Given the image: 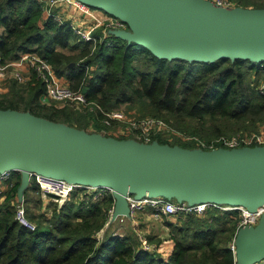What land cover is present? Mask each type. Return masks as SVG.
<instances>
[{
  "label": "trees",
  "instance_id": "trees-1",
  "mask_svg": "<svg viewBox=\"0 0 264 264\" xmlns=\"http://www.w3.org/2000/svg\"><path fill=\"white\" fill-rule=\"evenodd\" d=\"M238 1L241 6L248 2ZM74 41L69 23L46 16L36 0H0L2 60L35 52L59 77L69 80V87H85L86 99L104 111L129 103L137 107L140 117H163L179 130L205 140L255 131L264 125V94L256 88L264 79V60L169 59L125 40L113 46L98 43L92 52L91 43H85L77 60L59 50L78 46ZM29 77L24 83L10 79L8 91L0 94V109L30 110L77 128L85 129L92 123L96 128L101 123L109 126L97 107L90 110L41 103L44 84L34 72ZM179 143L194 147L191 142ZM9 182L8 195L0 204V264H235L229 243L237 231L238 210L210 208L202 213L176 214L165 221L170 232L168 247L161 251L158 234H146L143 243L126 219L121 223L127 225L111 223L101 239L96 236L108 220L111 195L85 201L73 191L61 205L48 203L51 210L46 215L31 210L30 205L37 203L29 192L39 191L31 183L25 190V215L34 223L32 229L16 219L14 202L10 201L22 182L20 172H13ZM37 200L42 199L37 196ZM120 226L125 229L121 235ZM144 244L153 247L148 249Z\"/></svg>",
  "mask_w": 264,
  "mask_h": 264
},
{
  "label": "water",
  "instance_id": "water-1",
  "mask_svg": "<svg viewBox=\"0 0 264 264\" xmlns=\"http://www.w3.org/2000/svg\"><path fill=\"white\" fill-rule=\"evenodd\" d=\"M80 1L121 19L128 28L116 35L158 57L264 60V7L211 0ZM4 170L22 174L19 196L28 186L29 172L111 187L113 217L128 212L127 193L190 203L219 201L250 210L264 205V145L189 150L92 133L16 109H0V172ZM235 245L237 264L264 256V214L256 226L239 229Z\"/></svg>",
  "mask_w": 264,
  "mask_h": 264
},
{
  "label": "built area",
  "instance_id": "built-area-1",
  "mask_svg": "<svg viewBox=\"0 0 264 264\" xmlns=\"http://www.w3.org/2000/svg\"><path fill=\"white\" fill-rule=\"evenodd\" d=\"M46 16L53 18L59 23L67 22L58 9H75L81 21L79 23H71L74 37L91 43V52L95 46L100 43L105 46H113L118 40H122L116 35V31L126 30L127 24L118 17H115L102 9L91 6L80 0H36ZM225 6H235L228 0H211ZM44 84L45 97L63 102L73 108L86 107L90 110L97 107L103 113V122L106 125L114 123H126V129L116 132L120 135L132 137L141 142H151L155 138L162 135H169L175 132L169 122L158 117H135L129 118L124 111L116 108L110 111H104L99 105L91 103L86 99L84 90L81 88L73 89L61 81L56 74L52 65L43 57L35 52H23L15 59L2 60L0 56V79L11 77L19 83L26 82L32 73ZM256 88L264 94V79H261ZM117 130V129H116ZM115 130V131H116ZM178 132V131H177ZM132 133V135H130ZM179 133V132H178ZM112 136V135H110ZM256 145H264V125L255 131H239L232 135H219L211 140L199 139L197 147L205 150L216 148H240L252 147ZM13 171L4 170L0 172V193L2 185L6 184L11 178ZM34 182L39 187L43 197H52L61 205L73 191H78V196L82 200H98L106 195L113 198L112 206L108 215V222L115 220L132 219L136 212L145 208H152L157 213L164 216L176 215L179 213H202L207 209H216L220 212L238 210L240 213L238 228L245 225H254L264 214V205L257 206L254 210H250L243 205H233L221 203L219 201L205 202H188L186 200L167 199L163 196H136L127 193L125 199L128 204L127 213H117L113 217L114 203L116 201L113 195V189L108 186H93L77 182H71L63 178L44 175L37 172L28 173V183ZM15 217L21 223L30 228H34V223L29 221L25 215V191L19 196L16 193L14 200ZM236 235V234H235ZM235 259V236L229 243ZM252 264H264V256Z\"/></svg>",
  "mask_w": 264,
  "mask_h": 264
},
{
  "label": "rangeland",
  "instance_id": "rangeland-1",
  "mask_svg": "<svg viewBox=\"0 0 264 264\" xmlns=\"http://www.w3.org/2000/svg\"><path fill=\"white\" fill-rule=\"evenodd\" d=\"M228 1H230L232 4H235V6H236V4L241 6L239 4L238 0H228ZM254 5L255 6L256 5H264V0H248L246 7H254ZM62 51H64V53L66 55L72 56L74 59H75V56L79 55L78 53H76L77 51L73 52L72 50H68V49H63ZM253 57H255V56H253ZM78 58L79 57H77L76 59L78 60ZM255 58H257V57H255ZM90 69H91V67H88L87 71ZM263 76H264V74H262L261 78ZM10 79H13V78L5 77L4 79H0V94L8 91L9 86H10V82H11ZM253 85L255 86L254 83H253ZM40 102L47 105V106H51V107H55L54 105H56L57 107H63L64 106L63 102L56 101V100L50 99L48 97L41 99ZM117 108L124 111V113H126V116L129 118L140 117V115L137 112V107H135L134 105H131L129 103H121L119 105V107H117ZM27 111L31 113L30 110H27ZM143 117L152 118L153 116L147 115V116H143ZM156 117L164 119L163 117H159V116H156ZM56 120H58V119H56ZM263 124H264V122L261 123V125H263ZM125 125H126V123H114L113 125L106 127V126L102 125V123H101V127L96 128L94 126V124L92 123V125L87 126L85 128V130H87L88 132H92V133H96V132L100 133V130H101L103 132V134H110L112 136H118V134L116 132H119L120 130L129 131V129H126ZM170 125L174 128L175 132H173L169 135H162V137L158 136L162 139L168 140L169 143H167V144H169V145H176V146H179L181 148L194 150L195 146L197 147V141L199 139L200 140L206 139L205 137H200L198 135H191L189 133L183 132V131L179 130L177 127H175L174 125H172L171 123H170ZM71 126H73V124ZM130 135H132V133H130ZM119 138L124 139V138H132V137H125L123 135H120ZM179 141L191 142L192 144H194V147L183 146L179 143ZM32 183H34V182H32ZM35 184L36 183H34V185ZM38 190H39V188H38ZM29 193H30V195H33L32 197H34V199H37V196H39V197H41V199H43V201L45 200V203L47 205V206H44V209H43L45 213H46V209L50 212L51 208L48 207V203H50L51 201L56 203L58 206V202H56L58 200H56L52 197H49V198L43 197L40 190L38 192H29ZM46 201H48V202H46ZM64 202H65V200L62 203H64ZM30 207H31V210L33 213H40V211H43L41 208L37 209V207H39V206L35 205L33 203L30 205ZM109 210L107 213L110 212ZM49 212H48V215H49ZM166 220H170V218L168 216H164V215H162V216L156 215L155 213H153L148 208H145V210L143 209L140 212L139 211L136 212L135 215L132 217V219H126V222L129 223V225L135 229V231H136L135 234L143 241V243H145L144 238H145L146 234H148V233L158 234L157 237H159L162 241L161 247L159 250L162 251V249L165 250L168 247V240L166 238L169 236V232H170V229L165 224ZM115 222H118L120 225L121 224L127 225L126 222L121 223L122 221L118 220V219L115 221H112V222H108V220H107L104 227L97 232L96 236L99 239H101L104 236L105 229L109 226V224L115 223ZM238 222H239V220H238ZM237 228H238V225H237ZM117 229L120 232L119 233L120 235L125 230V229H123V226L117 227ZM144 247L149 249V248H152L153 246L148 245V244H144Z\"/></svg>",
  "mask_w": 264,
  "mask_h": 264
},
{
  "label": "crops",
  "instance_id": "crops-1",
  "mask_svg": "<svg viewBox=\"0 0 264 264\" xmlns=\"http://www.w3.org/2000/svg\"><path fill=\"white\" fill-rule=\"evenodd\" d=\"M58 11H59V13L62 15V17L69 23V22H71V23H79L80 21H81V19H80V17L78 16V14H77V11L75 10V9H58ZM75 38V41H74V43H75V45L77 44L78 46H76V47H74L73 49H69V48H59V50H63V49H68V50H72L73 52H76V53H78L79 55H78V57H79V59H80V56H82L83 54V52H82V47H83V45L85 44V43H88V42H86V41H83V40H78V39H76V37H74ZM62 52H64V51H62ZM77 57H75V59H76ZM61 78V81L64 83V84H67V85H69L70 84V82H69V80L67 79V78H65L64 76H61L60 77ZM45 97H44V95L42 94L41 96H40V100L41 99H44ZM20 176H21V178H22V174L20 173ZM11 177H12V175H11ZM10 180V179H9ZM9 180H8V182L6 183V184H4V185H2V192L0 193V204L6 199V197H7V195H8V192H9V186H10V182H9ZM32 183V182H31ZM31 183H28V186L29 185H31ZM27 186V187H28ZM26 187V188H27ZM28 189V188H27ZM18 190V189H17ZM26 190V189H25ZM24 190V191H25ZM15 197H16V195H14V196H12V197H10V201H11V203L13 204V202H14V199H15ZM36 203H37V205L39 206V207H37V209H44V206H47L46 205V203H45V200L43 201V199L41 200V201H38L37 199H36V201H35ZM46 202H48V201H46ZM149 210H151L153 213H155L156 215H161L162 216V214H160V213H157L155 210H153L152 208H148ZM145 210V209H144ZM40 212H44V210L43 211H40ZM48 210L46 209V213L45 214H48ZM140 212V211H139ZM50 213V212H49ZM174 216L175 215H171V216H168L170 219H173L174 218ZM257 223H258V221H257ZM257 223H255L254 225H251V226H256L257 225ZM240 229V228H239ZM239 231V230H238ZM238 231H236V235H237V233H238ZM236 235H235V238H236ZM249 261H251V258H249L248 260H247V262L246 263H248ZM235 264H237V261L235 260Z\"/></svg>",
  "mask_w": 264,
  "mask_h": 264
}]
</instances>
